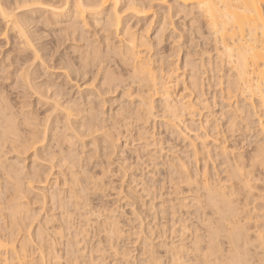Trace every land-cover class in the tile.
Instances as JSON below:
<instances>
[{"label": "bare ground", "instance_id": "6f19581e", "mask_svg": "<svg viewBox=\"0 0 264 264\" xmlns=\"http://www.w3.org/2000/svg\"><path fill=\"white\" fill-rule=\"evenodd\" d=\"M40 1L0 0V37L11 33L36 61L37 26L56 28L73 58L57 62L62 83H36L45 69L38 76L25 57L15 62V84L34 108L0 92V170L2 149L16 153L2 174L0 264H264V0L31 7ZM170 14L194 16L199 51L175 45ZM86 77L95 89L80 90ZM116 92L119 106L107 114L105 96ZM151 118L181 155L157 163L162 137ZM246 135L255 139L245 144ZM121 142L137 143L135 157L152 170L134 174L122 158L112 169ZM26 154L33 171L23 183ZM38 203L43 217L32 212Z\"/></svg>", "mask_w": 264, "mask_h": 264}, {"label": "rangeland", "instance_id": "374dc122", "mask_svg": "<svg viewBox=\"0 0 264 264\" xmlns=\"http://www.w3.org/2000/svg\"><path fill=\"white\" fill-rule=\"evenodd\" d=\"M38 1V0H37ZM40 1V0H39ZM43 0H41L39 3L38 2H35V3H38V4H35L34 3V5H32L31 7H33L34 9H44V7H46L47 6V3H45L46 2V0H45V2H42ZM159 1V2H158ZM160 2H162V3H160ZM174 1L173 0H157V3L161 6V9L163 8L164 9V6H165V8H166V6H168V5H170V4H172ZM44 3H45V5L46 6H43L42 8H40V6H41V4H43L44 5ZM164 3H166V4H164ZM35 6V7H34ZM159 6V7H160ZM37 7V8H36ZM157 9H158V7H157ZM174 15V14H173ZM172 14H170V20H172L170 23V27H168V29L170 30H168L169 31V33H171L172 35H173V37H175V40H177L175 43H177V44H175L177 47L178 46H183V44H184V47L186 48H188L189 49V51H191L192 53L196 50H200V49H198V48H200L199 47V43H200V41H199V39L197 38V34H194L193 32H194V30H195V25L193 24H191V22H192V20H193V18H194V16L193 15H187V16H185L184 17V15H182V14H179V15H175V16H173ZM173 17V18H172ZM172 18V19H171ZM190 22V23H189ZM200 23V22H199ZM174 24V25H173ZM171 25H173L172 27H171ZM190 25V26H189ZM197 25V24H196ZM175 26V27H174ZM39 28V29H38ZM44 28H41V27H39V26H37V34L36 35H38L39 36V41H37L36 40V42H34V44H36V47H38V48H42L43 50H41V52H39V57L41 58V60H40V58H36V61L35 60H31V58H32V56L30 55L31 53V51L29 52V51H26L27 53H24V55H21L22 53H21V51L19 50L18 51V47L16 48V46H19V45H17V44H19V42L17 41V40H15L14 39V37H13V35L11 34V33H8V36L7 37H0V68L3 66L4 67V71L2 70V71H0V92H2V91H4V94H6V96H7V98H9V99H11V100H14V99H16L15 101L16 102H26L25 104H27L28 105V103H29V105H31V107L30 108H34V104H35V100H34V97H32V96H30L29 94V96L27 95V92H23V89H22V87H21V85H16L15 84V81H16V79H17V77L19 76V72H15L16 71V69H17V67H16V65H15V62L16 61H18V60H20V59H22V58H24L25 57V59H27V61H29V63L28 64H26L27 66H31L30 67V69H32V71L34 70V71H36L35 73V75H43L42 74V71H43V69H45V75H43V76H45V77H43V76H41V77H39L38 78V80H36V83H39V82H42V81H46V82H48L49 80L50 81H54L55 83H60L61 81H62V76L60 77L59 75H60V73H62V71H60L59 70V65H58V63H59V59L60 58H64V56H68V57H70V58H73V56H71L70 55V49H68L69 48V45H70V43L69 42H63V43H65V44H63V43H61L62 41H61V38H60V40H59V42L57 41L58 39H59V36H54L53 34H57V29L56 28H52V29H50V30H48V29H44ZM173 29H175V30H173ZM179 29V30H178ZM190 29V30H189ZM39 30V31H38ZM188 30V31H187ZM49 31V32H48ZM55 32V33H54ZM184 32V33H183ZM42 33V34H41ZM48 33V34H47ZM168 33V32H167ZM181 33V34H180ZM47 35V36H45V35ZM153 34H155L154 33V31L152 30L151 32H149V34L148 35H150V36H153ZM185 34V35H184ZM12 35V36H11ZM181 35V36H180ZM194 35H196V38H195V36ZM184 36V37H183ZM183 39H182V38ZM47 38V39H46ZM50 38H52L51 40H50ZM54 38V39H53ZM192 38V39H191ZM4 39H6V40H4ZM42 39V40H41ZM55 40H56V42H55ZM190 40H192V41H190ZM195 40H196V42H195ZM7 41V42H6ZM13 41H14V43H13ZM48 41V42H47ZM54 41V42H53ZM18 42V43H17ZM47 44H46V43ZM188 42V43H187ZM189 42H192V45H191V43H189ZM198 42V43H197ZM9 43V44H8ZM17 43V44H16ZM45 45H44V44ZM53 43L55 44V45H53ZM196 43V44H195ZM16 44V45H15ZM51 44H52V46H51ZM57 44V45H56ZM59 44H63V45H60V48H59ZM180 44V45H179ZM41 45V46H40ZM197 47H196V46ZM15 46V47H14ZM62 46V47H61ZM175 46V47H176ZM189 46H190V48H189ZM44 47V48H43ZM59 48V50H57L58 48ZM168 46H164V50L165 51H167L169 48H167ZM176 47V48H177ZM196 47V48H195ZM14 48V49H13ZM19 48H21V47H19ZM55 48V49H54ZM57 48V49H56ZM12 50H15V51H12ZM28 50V49H27ZM50 50H51V52H50ZM56 50V51H55ZM193 50V51H192ZM45 51V52H44ZM48 51V52H47ZM66 51V52H65ZM7 52V53H6ZM12 52V53H11ZM168 52H170V49L167 51V52H165L166 54H170V53H168ZM29 53V54H28ZM47 53V54H46ZM182 53L183 52H181V53H179V56H175V57H173V58H171V61H176V60H178V59H180V58H182ZM210 53V52H209ZM9 56H8V55ZM53 54H55V55H53ZM29 55V56H28ZM210 55L211 56H214V54L212 55V53H210ZM7 56V57H6ZM17 56V57H16ZM30 56H31V58H30ZM44 56V57H43ZM3 57V58H2ZM49 57V58H48ZM53 57V58H52ZM44 58V59H43ZM178 58V59H177ZM5 59H7V60H5ZM13 59H14V61H13ZM17 59V60H16ZM43 59V60H42ZM12 60V61H11ZM31 60V61H30ZM39 60V61H38ZM52 60V61H51ZM7 61V62H6ZM41 61H43V63L41 62ZM48 61V62H47ZM58 62V63H57ZM31 63V64H30ZM41 63H42V65H41ZM33 64V65H32ZM45 64V65H44ZM48 64V65H47ZM13 65V66H12ZM10 68H9V67ZM48 66V67H47ZM8 67V68H7ZM47 67V68H46ZM57 67V68H56ZM50 68H51V70H50ZM7 69V70H6ZM47 69V70H46ZM59 70V71H58ZM6 71V72H5ZM40 71V72H39ZM58 71V72H57ZM18 73V74H17ZM53 75V76H52ZM9 76V77H8ZM11 76V77H10ZM17 76V77H16ZM57 76H59V78L57 77ZM2 78V79H1ZM59 79V80H58ZM48 80V81H47ZM44 81V82H45ZM90 82H92V80H89V77H86L84 80H81V81H79L78 82V84L77 85H79L81 88H80V90H87V89H95V87H97V81L96 82H94V83H90ZM14 83V84H13ZM62 83V82H61ZM89 83V84H88ZM85 84L87 85L86 87H84L85 86ZM15 85V86H14ZM91 85H93L92 87H91ZM16 86H18V87H20V88H18V87H16ZM89 86V87H88ZM95 86V87H94ZM7 88V89H6ZM14 89V90H13ZM16 89V90H15ZM19 89V90H18ZM11 91V92H10ZM69 91V92H68ZM71 91V92H70ZM67 92L69 93V97H73V98H75L76 96V94H75V92H76V88L74 87V88H72L71 90L69 89V90H67ZM119 92V91H118ZM12 93V94H11ZM20 94H21V96H20ZM115 94V95H114ZM114 94H112V95H108V96H105V98H107V102L104 104V111L108 114V112L110 111V110H114L117 106H119V102H117L118 100L117 99H119V97L117 98V95H118V93L116 92V93H114ZM114 95V96H113ZM16 96V97H15ZM17 96H18V99H17ZM20 97V98H19ZM26 97V98H25ZM22 98V99H21ZM110 98H111V101H109L110 100ZM21 99V100H20ZM28 99V100H27ZM116 99V100H115ZM19 100V101H18ZM114 101H116V103H114L113 104V102ZM33 103V104H32ZM111 103V104H110ZM110 104V105H109ZM112 105V106H111ZM28 108V107H27ZM27 108H25L26 110H27ZM30 108H28V110L30 109ZM24 109V110H25ZM117 109V108H116ZM25 110V111H26ZM43 110L44 109H40V110H38L37 112L40 114L39 115V117L40 118H42L43 116L41 115V113H43ZM154 118V117H153ZM153 118H151V119H149V121H148V124L149 125H147V127L148 128H151V126H152V123H153V126H154V129H153V133L154 134H156L157 133V135H160V138H161V140H160V144L158 145L157 144V148L155 147V150H156V153H157V159L159 160H156L157 161V163L158 164H161L162 163V161H164V159L166 158V156H168V155H170L171 154V152H168V151H172V152H175V153H177L176 155H181V152L183 151V150H181V145H179L178 144V142H175V138L173 137V135L171 136V134H169L170 132L169 131H166L162 126H161V123L159 122V120L158 119H153ZM154 120V121H153ZM157 123V124H156ZM159 127V128H158ZM152 130V129H151ZM150 130V131H151ZM164 131V132H163ZM155 137H157V136H155ZM171 137V138H170ZM246 137V139L247 140H245V144H248L249 142L251 143L255 138H254V136L251 138L250 137V135H246L245 136ZM173 138V139H172ZM169 140V141H168ZM247 141H249V142H247ZM175 142V143H174ZM168 143V144H167ZM133 144V145H132ZM130 146L128 145V147H125L124 146V143L123 142H121L119 145H120V148H121V153L119 154L118 153V156L116 155L114 158H112L111 157V159L112 160H110V161H112L111 162V164H113L112 165V169L113 168H116V166H117V164L115 163L116 161H114V160H118L117 158H122V159H126V161H127V163H129V165H133V166H135L134 168H133V170H132V172L134 173V174H139V171H140V173L142 172V173H144L145 171L146 172H150L151 170H152V165H147V164H149V163H146L145 164V162H147L146 161V159L144 158V155H140V157H141V159L139 158V159H137L135 156H136V154L134 153L135 151H134V147L136 146H138V145H136L137 143H132ZM135 145V146H134ZM158 146H159V149H158ZM171 146V147H170ZM125 147V148H124ZM4 149V148H3ZM3 149H2V152L1 153H3V155H1L2 157H1V161L3 162V168L5 169V167L7 166V164L10 162V164L11 163H13L14 161H15V156H16V153H14V152H11L10 150H8V149H6V150H4L3 151ZM122 149H123V152H122ZM162 149V151L160 152L159 150H161ZM167 149V150H166ZM126 150V151H125ZM167 152V154H166V152ZM178 152H177V151ZM9 152V154L10 153H12V155L10 154H8V152ZM134 151V152H133ZM157 151H159V152H157ZM179 151H181V152H179ZM132 152V153H131ZM123 153V154H122ZM7 154V155H6ZM5 155V156H4ZM121 155V156H120ZM122 155H123V157H122ZM129 155V156H128ZM120 156V157H119ZM134 156V157H133ZM4 157V159H2ZM21 157V156H20ZM132 157V158H131ZM135 159V160H134ZM5 160V161H4ZM23 160V161H22ZM32 159H31V156L29 157V155L28 154H26V155H22V157H21V161H22V163H20V165L22 166L23 164H24V166H22V167H24V169H22L21 170V173H22V175L20 174V178H23L25 175L27 176V178H26V176L24 177V181H22L23 183L25 182V183H27L26 181H27V179H28V176H29V174H30V171H31V161ZM131 160V161H130ZM133 160V161H132ZM140 160V161H139ZM7 161V162H6ZM139 163H138V162ZM142 161V162H141ZM5 162V163H4ZM114 162V163H113ZM136 163V164H135ZM146 165H144V164ZM115 164V165H114ZM143 164V165H142ZM6 165V166H5ZM136 165H137V167H136ZM8 166H9V164H8ZM30 166V167H29ZM139 166V167H138ZM145 166V167H144ZM159 166H161V165H159ZM136 168V169H135ZM139 170H138V169ZM159 168V167H158ZM4 169L2 170V168H1V172H0V181H2V182H0V184H1V186H0V192H2L3 191V184H4V179H3V173L5 172L4 171ZM134 169H135V171H134ZM5 170H7V168L5 169ZM142 170V171H141ZM145 170V171H144ZM3 171V172H2ZM22 171H24V172H22ZM32 171H33V169H32ZM31 171V172H32ZM29 173V174H28ZM5 174V173H4ZM24 175V176H23ZM2 179V180H1ZM35 184V185H34ZM43 184H36L35 182H33V184H31V188H33V186H35L36 188L38 187V188H43V186L45 187L46 186V184H44L43 186H42ZM42 186V187H41ZM26 187V186H25ZM29 190H28V189ZM26 188V190H27V192H26V194L28 195V198L29 199H33V196H34V194H35V192H37L36 190H31V188H29V187H27ZM32 191H35V192H33L32 193ZM30 193V194H29ZM30 195V196H29ZM1 196V195H0ZM41 203H38V204H35V205H33V206H31V209H32V212L33 213H35V214H40V216L39 217H43L45 214H44V212H45V210H44V208H43V210H44V212L43 211H41V210H39V209H41V205H40ZM38 205V206H37ZM159 206V205H158ZM41 213H40V212ZM42 214V215H41ZM1 219V218H0ZM0 227H2V222L0 221ZM132 249V248H131ZM0 258L2 257L3 258V256H2V253H3V255L5 254L3 251H0ZM132 255V254H131ZM5 256V255H4ZM133 256H135L134 255V253H133ZM4 259V258H3Z\"/></svg>", "mask_w": 264, "mask_h": 264}]
</instances>
